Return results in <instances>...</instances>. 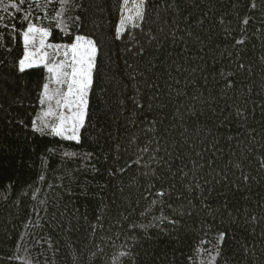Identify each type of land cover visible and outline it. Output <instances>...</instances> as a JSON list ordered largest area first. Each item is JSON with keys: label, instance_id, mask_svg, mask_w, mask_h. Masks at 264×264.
Returning <instances> with one entry per match:
<instances>
[{"label": "trees", "instance_id": "trees-1", "mask_svg": "<svg viewBox=\"0 0 264 264\" xmlns=\"http://www.w3.org/2000/svg\"><path fill=\"white\" fill-rule=\"evenodd\" d=\"M21 8L0 13V264H264V0H146L119 39L123 0ZM28 13L96 45L79 144L33 131Z\"/></svg>", "mask_w": 264, "mask_h": 264}, {"label": "snow or ice", "instance_id": "snow-or-ice-1", "mask_svg": "<svg viewBox=\"0 0 264 264\" xmlns=\"http://www.w3.org/2000/svg\"><path fill=\"white\" fill-rule=\"evenodd\" d=\"M30 2L38 3L39 0H14L12 3H8V0H0V4L4 5L0 8V13L8 12L9 17L13 15L9 12V9L15 10L16 13H21V6L26 5ZM51 3V0H47ZM146 0H133V6L135 7V16L129 17L127 11L129 10V0H123L125 8L124 18L120 21L119 28L117 31V39L124 35L126 27L131 25L132 27H139L138 23L133 24V20H143V5ZM58 3L65 6L71 3V0H58ZM65 8H60L58 16L63 18ZM40 17L37 16L36 19ZM23 21L26 22L25 30L22 33L23 45L25 48V54L23 59L19 62L18 70L23 73L27 69L44 67L47 70L48 82L42 85L39 103L43 105L50 104L55 100L56 105L62 111L67 110L71 115H57L51 107L44 112V117H53L58 123L51 127L52 133L57 136H61L65 140H72L75 143H80L79 132L80 129L85 126V117L87 114L88 105V92L92 85V71L95 67V58L97 54V48L93 41L88 40L84 37L76 36L74 42L70 46H55L45 45V40L49 36L48 31L41 30L36 27L32 22V15L28 13L23 15ZM248 23L247 20L244 21ZM64 27L66 28L69 24L68 19L63 20ZM9 24L5 22V17L0 14V29H9ZM63 30V29H62ZM10 31H17L14 27L10 28ZM39 36L38 45L36 43V37ZM3 40V35L0 33V42ZM237 43H243L238 41ZM2 46V43H0ZM47 47L48 51H44ZM49 52L52 55H49ZM51 61V63H49ZM50 84L56 85V95L53 96ZM64 88L63 92L59 89ZM34 124L37 121L33 122ZM43 128L49 127L48 123L41 121ZM43 129L36 127L33 131L40 132ZM67 133H70L68 135ZM142 151H147L144 149ZM133 163H139L134 161ZM131 167V165H129ZM158 196L163 197L165 193L159 192ZM35 199V197H33ZM171 223V221H169ZM219 240H223L224 237L221 235ZM121 256L124 253L120 254Z\"/></svg>", "mask_w": 264, "mask_h": 264}, {"label": "rangeland", "instance_id": "rangeland-1", "mask_svg": "<svg viewBox=\"0 0 264 264\" xmlns=\"http://www.w3.org/2000/svg\"><path fill=\"white\" fill-rule=\"evenodd\" d=\"M123 11H124V13H125V8H124ZM127 15H128L129 17H134V15H135V7L133 6V0H129V10L127 11ZM35 26H36V25H35ZM36 27L40 28L41 30L47 31L46 29H44V28H42V27H39V26H36ZM24 30H25V29H24ZM24 30H23V31H24ZM23 31L21 32V42H22V47H23V54H22L21 59H23L24 54H25V48H24V45H23V39H22V33H23ZM48 37H49V36H48ZM48 37H47L46 40H45V45L70 46V45L74 42V40H73L71 43H67V44H62V43H52V42H49ZM80 37H82V36H80ZM35 39H36V43H37V45H38V42H39L40 37L37 36ZM74 39H75V38H74ZM88 40H89V39H88ZM44 51H48L47 47H45ZM49 55H52V53L49 52ZM21 59H20V60H21ZM19 62H20V61H19ZM49 63H51V61H49ZM45 70H46V68H45ZM48 76H49V74L47 73V70H46V79L44 80L43 84L48 82V79H47ZM43 84H42V85H43ZM50 88H51V90H52V94H53V96H55V95H56V91H57V90H56V85H55V84H50ZM41 89H42V87H41ZM64 90H65L64 88H60V89H59L60 92H63ZM39 106H40L39 111H38V113H37V115H36V117H35V120H34V121H37V123H35V124L33 123V127H34V128H36V127H41L42 129H46V130L52 132V131H51V127L55 126V125L58 123V121H57L55 118H53V117H48V118H45V117H44L43 114H44V112H46V111L48 110L49 107H51L52 110H53L54 112L57 113V115H61V114L64 115V116L71 115V113L67 112V110H63V111H62L60 108H58V106H57L56 103H55V100H53L50 104L43 105V106L39 103ZM41 121H45L46 123H48L49 127H47V128H43V124L40 123ZM67 134L70 135V133H67ZM59 137H61V136H59Z\"/></svg>", "mask_w": 264, "mask_h": 264}]
</instances>
